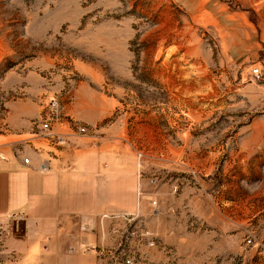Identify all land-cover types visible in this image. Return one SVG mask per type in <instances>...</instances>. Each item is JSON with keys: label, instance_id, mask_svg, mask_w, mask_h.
Returning <instances> with one entry per match:
<instances>
[{"label": "rangeland", "instance_id": "rangeland-1", "mask_svg": "<svg viewBox=\"0 0 264 264\" xmlns=\"http://www.w3.org/2000/svg\"><path fill=\"white\" fill-rule=\"evenodd\" d=\"M2 134L100 155L97 264H264V0H0Z\"/></svg>", "mask_w": 264, "mask_h": 264}, {"label": "crops", "instance_id": "crops-1", "mask_svg": "<svg viewBox=\"0 0 264 264\" xmlns=\"http://www.w3.org/2000/svg\"><path fill=\"white\" fill-rule=\"evenodd\" d=\"M37 143L0 135V229L10 221L22 224L24 237L15 242L22 254L43 251L52 264L82 258L97 264L95 252L82 253L113 246L108 229L117 226L104 218L121 211L120 190L101 177V158L93 148L71 147L50 157L34 147ZM43 163L47 170L41 172Z\"/></svg>", "mask_w": 264, "mask_h": 264}, {"label": "built area", "instance_id": "built-area-1", "mask_svg": "<svg viewBox=\"0 0 264 264\" xmlns=\"http://www.w3.org/2000/svg\"><path fill=\"white\" fill-rule=\"evenodd\" d=\"M253 75H254V77L255 78H257V79H259V77H260V72H259V70L258 69H256V70H254L253 71ZM47 127V125H45L44 124V128H46ZM59 141V140H58ZM23 163L24 164H28V159L27 158H25L24 160H23ZM39 170L41 171V172H44V171H46L47 170V166H46V164H41L40 166H39ZM85 252V251H84Z\"/></svg>", "mask_w": 264, "mask_h": 264}]
</instances>
